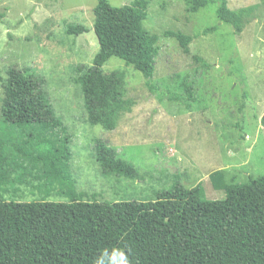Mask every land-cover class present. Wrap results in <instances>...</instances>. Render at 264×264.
Masks as SVG:
<instances>
[{
    "label": "rangeland",
    "instance_id": "rangeland-1",
    "mask_svg": "<svg viewBox=\"0 0 264 264\" xmlns=\"http://www.w3.org/2000/svg\"><path fill=\"white\" fill-rule=\"evenodd\" d=\"M98 1L0 0V117L7 70L34 71L71 137L68 172L76 191L100 202L154 201L175 183L189 190L201 185L204 197L217 201L226 198L223 186L264 176V0H226L250 20L239 35L219 20V2L192 14L185 0H143L144 28L159 37L155 72L147 81L116 58L102 67L124 77V105L111 131L88 122L75 82L99 50ZM108 1L121 8L141 0ZM77 26L87 33H68ZM166 31L195 37L189 53L163 36ZM62 137L57 131L48 140ZM96 140L133 164L137 178L104 174L93 151ZM44 181L40 168L25 163L15 169L7 199L68 201L59 183L46 197L39 190Z\"/></svg>",
    "mask_w": 264,
    "mask_h": 264
},
{
    "label": "trees",
    "instance_id": "trees-1",
    "mask_svg": "<svg viewBox=\"0 0 264 264\" xmlns=\"http://www.w3.org/2000/svg\"><path fill=\"white\" fill-rule=\"evenodd\" d=\"M185 1L192 14L219 2V20L236 35L250 21L230 10L226 0ZM94 16L99 50L93 67L75 82L88 122L111 131L124 105V77L105 74L102 67L116 58L151 80L159 37L144 28L148 6L143 0L121 8L99 0ZM68 33L87 30L77 26ZM163 36L175 39L185 53L195 39L174 31ZM44 85L31 69L7 70L0 117V264H109L104 252L114 248L126 250L131 264H264V176L223 186L226 198L217 201L206 199L201 185L189 190L175 183L158 191L154 201L100 202L97 195L75 189L68 172L71 137ZM57 131L63 137L48 140ZM93 151L104 174L137 178L135 166L117 158L102 140ZM25 163L41 169L45 181L39 190L46 197L59 183L68 201L7 199L11 177Z\"/></svg>",
    "mask_w": 264,
    "mask_h": 264
},
{
    "label": "clouds",
    "instance_id": "clouds-1",
    "mask_svg": "<svg viewBox=\"0 0 264 264\" xmlns=\"http://www.w3.org/2000/svg\"><path fill=\"white\" fill-rule=\"evenodd\" d=\"M104 255L110 256L109 264H131V261L129 259L126 250L114 248L112 249L111 253L105 251Z\"/></svg>",
    "mask_w": 264,
    "mask_h": 264
}]
</instances>
